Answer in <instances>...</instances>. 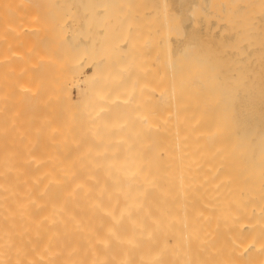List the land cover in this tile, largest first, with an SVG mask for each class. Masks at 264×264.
Segmentation results:
<instances>
[{
  "label": "bare ground",
  "instance_id": "1",
  "mask_svg": "<svg viewBox=\"0 0 264 264\" xmlns=\"http://www.w3.org/2000/svg\"><path fill=\"white\" fill-rule=\"evenodd\" d=\"M9 10L0 264H264V0Z\"/></svg>",
  "mask_w": 264,
  "mask_h": 264
},
{
  "label": "rangeland",
  "instance_id": "2",
  "mask_svg": "<svg viewBox=\"0 0 264 264\" xmlns=\"http://www.w3.org/2000/svg\"><path fill=\"white\" fill-rule=\"evenodd\" d=\"M28 7L36 10L37 20L41 23L53 24L57 28L56 22L74 24L78 20V15L83 11V7L88 6L89 0H27ZM92 1V0H90ZM13 4V0H0V7L6 13ZM92 5V4H90ZM47 28V27H46Z\"/></svg>",
  "mask_w": 264,
  "mask_h": 264
}]
</instances>
